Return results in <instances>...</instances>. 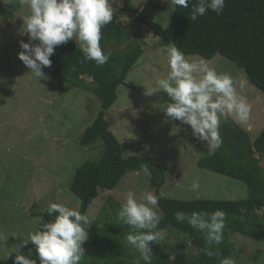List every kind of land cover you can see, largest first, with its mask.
<instances>
[{"label": "rangeland", "instance_id": "1", "mask_svg": "<svg viewBox=\"0 0 264 264\" xmlns=\"http://www.w3.org/2000/svg\"><path fill=\"white\" fill-rule=\"evenodd\" d=\"M131 3L137 11L122 17L129 27L126 31L131 40L118 45L105 36L102 39L109 42L106 49L116 56H122L137 44L143 48L142 55L126 74V83L117 87L115 102L105 111L109 129L119 140L125 155L149 154L165 165L166 184L161 190L164 196L185 200L245 198L247 190L243 182L197 165L199 157L207 150L206 142L194 138L190 126L164 115L165 103L170 102L167 94L144 95L145 87H154L156 78L167 75L165 48L169 44L164 45L142 20L154 10L155 19L166 26L175 5L173 0H131ZM122 4L123 0H117L114 10ZM28 14L19 0H8V3L0 0V236L5 238L0 239V258L9 264H13L15 253L6 258L7 254L27 238L29 232L38 230L41 215L33 212L53 202L79 211V199L70 191V182L75 169L84 161L98 157L102 149L99 142L88 146L78 142L97 115L100 99L89 90L59 83L45 72V68L42 70L46 79L39 80L19 60L21 41L38 43L29 41L28 35L22 32L23 18ZM184 55L189 60L204 59L217 72L233 77L237 91L252 104L250 121L238 125L253 140L264 126V95L248 82L244 70L220 54L211 59ZM261 165L264 167V156ZM148 176L144 169L126 173L114 189L100 191L86 215L94 222L103 206L110 202L108 198L121 204L129 189L138 199L143 191H153ZM194 179L200 183L198 192L190 187ZM162 233L165 238L161 245L169 243L174 249L182 242L189 248L178 230L165 228ZM231 240L235 243V251L243 249L238 264H264L262 237L253 241L234 233ZM91 241L89 238L83 244L85 256L80 264L103 262L102 258H95L92 263L88 258L94 246L91 247ZM30 250L31 258L35 259V246L31 242L21 253L28 255ZM255 253L258 256L253 259Z\"/></svg>", "mask_w": 264, "mask_h": 264}, {"label": "trees", "instance_id": "2", "mask_svg": "<svg viewBox=\"0 0 264 264\" xmlns=\"http://www.w3.org/2000/svg\"><path fill=\"white\" fill-rule=\"evenodd\" d=\"M195 3L196 0H192L188 8L174 5L166 26L155 19L154 10L142 21L154 35L160 37L164 45L174 43L186 55L211 59L220 54L233 61L244 70L248 82L264 95V0H225V8L220 15L209 9L197 21H191L188 16ZM136 11L131 0H123V4L114 10L112 23L102 29V39L105 36L118 45L122 41L131 40V35L126 31L129 27L124 24L122 17ZM133 32L139 33L137 30ZM102 39V50L109 55V61L104 65L97 66L94 61H84L79 43L71 40L55 47L54 54L50 57L51 67H45V72L59 83L89 90L100 99L97 115L84 129L78 142L84 146L99 142L101 152L95 159L86 160L75 169L69 185L70 191L79 199V211L86 214L100 191L114 189L126 173L139 172L147 167L150 172L149 186L160 197L158 212L161 221L158 229L178 230L190 248L178 242L171 249L172 244L161 245L160 241L159 244L152 245L155 257L152 264H169V253H175L176 249V258L171 264H219L220 258L228 256L234 257L238 264L243 249L235 251L232 234L238 233L253 241L259 237L264 240V169L260 165L261 158L257 156V153H264V126L251 140L247 132L231 118L224 119L220 125L223 141L221 147L215 154H209L207 149L197 161V165L203 169L243 182L247 190L245 198L185 200L164 196L161 190L166 184L165 165L149 154L125 155L105 118L106 109L117 98V87L126 83V74L142 55L143 48L137 44L122 56H116L106 49L109 42ZM108 200L110 202L103 206L102 212L89 228L91 247L94 246L89 250L88 258L92 263L93 259L102 258L101 264H134L139 253L126 240L131 229L117 221L116 206H120V203L112 202V198ZM47 207L48 205L39 209V212H33L39 213L43 222L52 219L46 211ZM215 210H222L226 214L223 242L220 245H207L203 233L192 229L187 222L178 223L175 220L177 211L191 214L193 211ZM85 247L89 248V245L86 244ZM205 247H211L217 255L209 258L200 253L199 250ZM252 256L253 259L257 258L258 253ZM0 264L9 262L0 258ZM141 264L144 262L141 261Z\"/></svg>", "mask_w": 264, "mask_h": 264}, {"label": "clouds", "instance_id": "3", "mask_svg": "<svg viewBox=\"0 0 264 264\" xmlns=\"http://www.w3.org/2000/svg\"><path fill=\"white\" fill-rule=\"evenodd\" d=\"M3 2L8 3V0ZM19 3L29 13L23 18L22 32L28 35L29 41L38 43L21 41L22 51L18 53V58L35 78L46 79L42 69L51 67L50 57L55 47L71 40L76 44L79 42L84 61H94L97 66L109 61V55L102 50L100 41L102 29L113 21V4L117 0H19ZM173 3L188 8L192 0H173ZM224 8L225 0H196L188 17L197 21L209 9L220 15ZM165 51L167 75L156 78L154 87H145L144 95L166 93L170 102L165 103L164 115L190 126L192 136L206 142L208 153L215 154L223 143L220 135L222 118L230 117L237 124H248L252 104L237 91L231 75L217 72L204 59L189 60L174 43L169 44ZM257 156L262 159L264 153H257ZM261 168L264 169L263 165ZM144 171L150 175L147 167ZM190 187L193 192H198L199 180L194 179ZM159 199L151 190L143 191L138 199L136 193L129 189L118 209V223L131 229L126 240L139 253L134 264H141V261L152 264L155 258L152 245L165 238L158 229L161 221ZM46 211L52 219L43 222L38 218L41 219L39 229L29 232L27 238L15 245L6 258L15 253L13 264H80L85 256L83 244L89 239L87 228L93 221L77 208L61 203H50ZM175 220L178 223L187 222L192 229L203 233L209 246L223 242L226 214L222 210L193 211L191 214L177 211ZM0 239L5 238L0 236ZM29 242L35 246V259L31 258V250L28 255L21 253ZM199 252L209 258L217 255L211 247L201 248ZM175 258L176 253L170 252L169 264ZM219 264H237V261L228 256L220 258Z\"/></svg>", "mask_w": 264, "mask_h": 264}]
</instances>
